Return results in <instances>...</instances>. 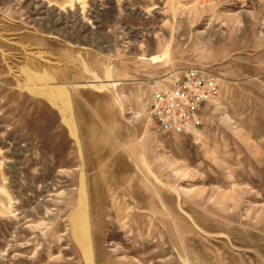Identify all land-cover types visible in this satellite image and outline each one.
Listing matches in <instances>:
<instances>
[{
	"label": "rangeland",
	"instance_id": "obj_1",
	"mask_svg": "<svg viewBox=\"0 0 264 264\" xmlns=\"http://www.w3.org/2000/svg\"><path fill=\"white\" fill-rule=\"evenodd\" d=\"M0 264H264V0H0Z\"/></svg>",
	"mask_w": 264,
	"mask_h": 264
},
{
	"label": "built area",
	"instance_id": "obj_2",
	"mask_svg": "<svg viewBox=\"0 0 264 264\" xmlns=\"http://www.w3.org/2000/svg\"><path fill=\"white\" fill-rule=\"evenodd\" d=\"M178 85L154 94L149 119L165 132L197 134L201 126L200 107L213 100L214 82L194 70L184 72Z\"/></svg>",
	"mask_w": 264,
	"mask_h": 264
}]
</instances>
